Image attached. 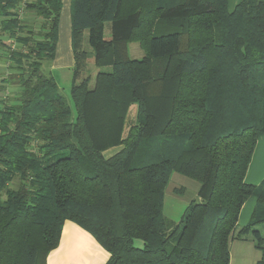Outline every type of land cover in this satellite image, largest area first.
Wrapping results in <instances>:
<instances>
[{"label":"trees","instance_id":"16d2710c","mask_svg":"<svg viewBox=\"0 0 264 264\" xmlns=\"http://www.w3.org/2000/svg\"><path fill=\"white\" fill-rule=\"evenodd\" d=\"M229 1L71 0L68 100L49 68L61 0H0V264H46L66 221L106 264H229L247 236L264 264V180L246 182L264 138V0ZM173 173L199 184L178 222L163 213Z\"/></svg>","mask_w":264,"mask_h":264},{"label":"crops","instance_id":"0c3cea01","mask_svg":"<svg viewBox=\"0 0 264 264\" xmlns=\"http://www.w3.org/2000/svg\"><path fill=\"white\" fill-rule=\"evenodd\" d=\"M61 4L62 8L58 20L55 55L49 68L51 72L56 70H69L71 73L74 65L71 50V0H61ZM86 34L84 33V42L87 38ZM133 106L136 107L135 105ZM107 152H104V154ZM254 157L255 152L248 169L249 174ZM262 180H264V177L260 175L258 181H256L257 183L252 184L258 185ZM253 205L254 202H250V200L246 202L241 211L239 225H242V220H246V222L249 220ZM260 256V251L255 248L249 236L242 240L234 239L230 242L229 264H256L260 260ZM108 259V253L89 233L76 224L66 221L62 227L58 246L48 254L46 264H106Z\"/></svg>","mask_w":264,"mask_h":264},{"label":"rangeland","instance_id":"374dc122","mask_svg":"<svg viewBox=\"0 0 264 264\" xmlns=\"http://www.w3.org/2000/svg\"><path fill=\"white\" fill-rule=\"evenodd\" d=\"M238 0H230L229 1V7L230 9L233 8L235 3H237ZM109 24L105 25L104 28V38L106 40L110 39V30H109ZM87 36V34H86ZM84 48L88 52V65L86 67V75H89L90 77V86L93 85V78L97 71V68L93 65V54L91 52V49L88 46L87 38L84 42ZM128 55L131 59L134 60H141L145 56V51L143 47L137 43V42H131L128 44ZM5 67L0 63V71L3 73V78L7 75L5 72ZM103 71H110V68H103ZM52 75L56 78V81L58 83V87L61 89L63 94L68 98V90L70 87L71 82V73L69 70H56L51 72ZM13 91L11 88L7 89V92L5 94H0L1 99H5L6 97H10L12 95ZM70 106L73 111V106L70 102ZM1 108V107H0ZM135 112L136 107L132 106L129 108L127 113V118L125 121L124 126V133L123 138L126 137L127 132L129 128L134 124L135 122ZM118 150H120V147L112 148L107 153H105L103 156L108 158L112 156L114 153H116ZM255 157L253 161V165L251 167L250 174L247 172L248 177L246 176V182L248 184L257 183L260 175L261 177H264V138H260L256 144L255 147ZM255 185V184H254ZM199 184L191 180L189 178H186L184 176H181L177 173H173L170 177V180L165 188L164 192V208L163 213L166 218H168L171 221L178 222L182 215L187 210L188 206L194 202H198L197 198V190H198ZM250 202H253L250 200ZM246 220H242V225H244ZM256 230H258L262 236H264V224L258 225L256 227ZM135 245H140V242H136Z\"/></svg>","mask_w":264,"mask_h":264}]
</instances>
